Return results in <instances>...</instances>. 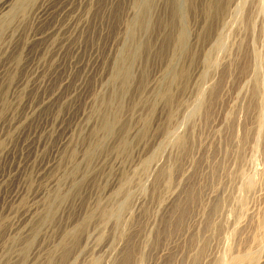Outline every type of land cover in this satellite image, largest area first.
Here are the masks:
<instances>
[{"label": "rangeland", "instance_id": "1", "mask_svg": "<svg viewBox=\"0 0 264 264\" xmlns=\"http://www.w3.org/2000/svg\"><path fill=\"white\" fill-rule=\"evenodd\" d=\"M23 1L20 10L17 0H0V264H48L50 252L51 264H123L130 248L131 264H215L253 249L263 256L264 74L259 87L253 79L254 51L264 57V0H184V44L175 0H154L149 29L133 30L143 46L127 85L110 79L140 0ZM215 2L225 9L211 15ZM222 34L227 46L216 52ZM114 89L124 109L107 134ZM201 90L204 103L188 121ZM173 125L186 149L168 142ZM126 189L133 202L122 238L101 212ZM219 192L226 199L214 211Z\"/></svg>", "mask_w": 264, "mask_h": 264}, {"label": "bare ground", "instance_id": "2", "mask_svg": "<svg viewBox=\"0 0 264 264\" xmlns=\"http://www.w3.org/2000/svg\"><path fill=\"white\" fill-rule=\"evenodd\" d=\"M183 1L184 0H175L174 5H173V7H174V10L173 11L175 13L174 15H176V17L179 20V22H181V27L179 29L180 30L179 31V41H181V44H184V42L186 40V26L185 25H182V23L185 20V7H186L185 6V2H183ZM23 4H24V1L23 0H17V3H16V6H18L17 9L20 8V10H22L23 9V6H24ZM153 4H154V0H140V1H137V5L136 6L139 7V13L137 14V16L134 19H132L128 23V38H127L126 44L124 45L123 49H121V51L119 53V56H118V59H117V67H116L115 71L113 72V75H112V77L110 79L111 80V83L113 85L116 84V82H117V80H118L119 77H122V80H123V84L124 85L130 84V82H131V79L133 77L132 76L133 73L131 71V63L138 57V55L141 52L142 46H143V42L138 41L136 39L135 35L133 34V32H134L133 30H134L135 26H137L138 28L140 27V28L145 29V30H148L149 29L150 23H151V16H150V14L152 13V10H153L152 8H154V7H152ZM3 6H5V5H3ZM224 9H225L224 5H222L220 2H215L212 5V7L210 8V14L211 15L217 14L219 11H223ZM241 10H242V4L239 5V13L241 12ZM262 10H264L263 9V6H262ZM48 11H49V8L48 9L46 8L44 14H47ZM10 13H14V9L10 8ZM0 29H1V27H0ZM261 35H262V40L264 41V25H262V28H261ZM42 37H43V35H35L33 37V39L40 40V39H42ZM225 37H226V35L222 34V35H219L218 38L216 39V42H215L216 52L223 50V48L227 46L226 45L227 43H226ZM254 52H255V56H254L255 75H254V79L253 80H254V86L255 87H257V86L259 87V84H260V83H258L259 82V79L264 74V57L262 56V53L263 52L261 53V51L258 52L257 50H255ZM124 60L130 61L129 62V65H124V63L122 62ZM206 62H207L208 67H212V66H214L216 64V60L215 59H214V61H212L211 53L207 54ZM208 72H209V70H208ZM114 91H115V89L113 90V92L111 93V95L106 100L108 106L111 109V111L109 113H107V114L104 115L105 117H104V122H103V129H104V131L107 134H113L115 131H117L116 129L118 127V124L122 120L121 119L122 118V112H123V109H124L123 92H118V91H115L114 92ZM255 92H256V89L254 88L253 94H255ZM157 94L159 95V93H157ZM204 100H205V91H202L201 90V92L197 96L196 100L194 101V104L192 106V109H189L190 112L185 117L186 119H188V121H190L194 116H196L199 113V111H200V109H201V107H202V105L204 103ZM258 116H259V114H258ZM262 119H263V115L260 116V120H262ZM181 131H183L182 128H181ZM261 133L262 132L260 130L258 132V135L256 137V140H258L257 138H261V136H262ZM247 134H248V132L246 130V132L244 133V136L248 138V135ZM166 138H167L168 142L169 141H173V143L175 145L179 146L182 149H186V147H187V142L185 141V133L184 134H181V133L180 134H176L175 133V125L169 126L166 129ZM171 138H173V139H171ZM241 141L242 140L240 139L239 140V145L241 144ZM128 144H129L128 134L125 133L121 137L120 142H119V145H120L121 148L126 149L128 147ZM164 144L161 143L158 146V148L153 152L152 157H156L158 155L159 151L162 149V147L164 146ZM101 146H102V142L99 141L98 143H96L93 146V149H91L90 151H88L87 156H92L93 155L92 153H95L96 150L99 149ZM256 161H258V160H256ZM259 163H261V162H259ZM145 169H146V165H145ZM223 169H226L227 170V167H226V165L224 166V164H223ZM214 170H215V168H214ZM258 170H260V169L258 168ZM257 172H259V171H257ZM253 173L255 174V172H253ZM150 178L151 177H149V179ZM146 182L148 183L147 180H146ZM242 182H243V180H242ZM253 185H254V181L251 178H248L243 187L247 191H249L250 189L253 188ZM219 193H221L222 195L219 194L220 196L219 195L217 196L218 197V199H216L217 202H215L216 204L213 205V210L214 211H217L218 208L221 207L222 203L224 204V202H225L224 200L226 199L225 198V195L223 194L224 192L223 193L222 192H219ZM132 198H133L132 191L130 189H126V190H124V192L122 194V197L116 196L114 198V200H113V203L109 207L104 208L102 210V212H101L102 219H104V220H111L112 219V220L115 221L116 233L118 234V236H120L122 238H124L126 236V234H127V230H128L127 229V225H128V227L130 225V222L129 221H126V219H125V214L127 212H131L132 211V202H133V199ZM185 203L186 202H183L181 204V206H180L179 209H181V210L184 211L185 210L184 209L185 206H182V205H184ZM181 214H183V213H181ZM47 216L48 217H53V212H52V209H51V204H49V209H48V212H47ZM213 224H216V223L215 222L213 223V221L210 220V218H209V220H208V226L209 227H211V226L213 227ZM78 232H79V230H78V228H76L74 230V233L77 234ZM30 236L26 238L27 240H26V244L24 246V255L25 256L28 255V250H29L30 245L33 242V236H34V234L31 237ZM260 238L262 239V242H263L262 245H264V225H263V234H262V237H260ZM67 240H68L67 237H65V240L62 241V243L64 245H66ZM133 250L134 249H132V248H130L128 250L127 254L125 255V257H124V259L122 261L123 264H131V256H132ZM253 250L252 251H245V249H244L245 252H242L241 254L240 253L239 254L230 253V255L228 256V258L226 256V254H228V253H226L225 254V257H222L220 259H217L215 261V264H264V255L263 256H261V255L256 256V253H257L256 251L257 250L256 251L255 250L253 251ZM224 251L226 252L225 249H224ZM202 253H203V250H201V252L197 255L196 260H200V258H201L200 257V254H202ZM53 254L51 252L49 253V255H48L49 257H48V260H47L48 261V264H51L53 262V260H54ZM65 256H66V254H64L63 257H65ZM97 260H99V257L97 258ZM97 260H95V261H97ZM70 264H72V263H70Z\"/></svg>", "mask_w": 264, "mask_h": 264}]
</instances>
